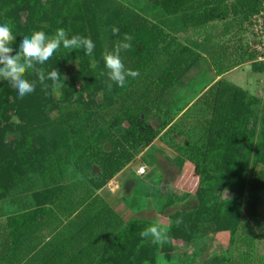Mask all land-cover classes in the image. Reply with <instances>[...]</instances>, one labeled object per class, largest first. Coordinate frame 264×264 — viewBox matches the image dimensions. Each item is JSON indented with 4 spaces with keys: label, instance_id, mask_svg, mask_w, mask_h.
Returning a JSON list of instances; mask_svg holds the SVG:
<instances>
[{
    "label": "trees",
    "instance_id": "obj_1",
    "mask_svg": "<svg viewBox=\"0 0 264 264\" xmlns=\"http://www.w3.org/2000/svg\"><path fill=\"white\" fill-rule=\"evenodd\" d=\"M147 2L166 16L181 15L187 29L205 28L241 13L246 20L261 7V0ZM3 23L10 24L16 37L12 47L17 49L23 36L34 31L53 35L58 28H64L69 37L91 38L95 47L88 56L83 49L61 46L43 65L37 64L46 72L56 68L63 79L65 64L77 62V71L64 79L58 95L51 89L45 94L31 70L25 78L37 81L36 88L23 99L0 80V202L20 185L30 191L31 198L27 211L8 218L1 215V264L29 259L27 264H156L159 254L171 259L173 241L189 245L205 231L227 232L230 242L236 239L253 247V226H258L257 206L264 190V111L255 140L258 99L219 78L230 71L224 66L229 44L223 42L208 55L219 79L193 103L199 115L192 116L194 125L186 144L175 147L177 163L190 180L188 191L196 195L198 206L173 215L167 228L171 241L160 246L140 237L149 222L133 220L123 227L122 218L97 192L162 130L170 133L176 128L163 99L200 61L196 41L182 44L146 16L107 0H0ZM113 26L119 28V37L113 35ZM124 33L134 39L132 49L122 52L121 58L126 68L140 75L129 77L124 87L114 84L109 92L99 75L107 71L103 53ZM237 42L235 54L241 60L235 66L246 61L244 56L255 57L248 43ZM255 65L261 69L264 62ZM259 69L253 67V71ZM100 93L103 103L97 101ZM112 103L118 107L116 115L103 120L102 106ZM53 111L61 116L50 120ZM226 190L235 197L220 200L219 194ZM178 217L183 218L179 226ZM43 223L54 225L47 242L39 239ZM205 264L226 263L212 257Z\"/></svg>",
    "mask_w": 264,
    "mask_h": 264
},
{
    "label": "rangeland",
    "instance_id": "obj_2",
    "mask_svg": "<svg viewBox=\"0 0 264 264\" xmlns=\"http://www.w3.org/2000/svg\"><path fill=\"white\" fill-rule=\"evenodd\" d=\"M234 0H227L231 3ZM110 5H126L140 13L151 21L162 26L166 31L176 36L182 44H188V40L196 41L197 52L200 53V61L187 73L182 81L164 96V107L170 111L171 119L176 124L173 132L161 131L149 146L142 148L133 163L122 173L112 179L110 188L105 187L101 194L109 197L108 202L114 206L115 212L122 218L125 227L133 220H144L149 226L159 223L161 227L168 228L172 223V217L179 211H194L198 206V198L194 193L188 191V176L177 163V145L186 144L187 134L194 125L193 115L198 114V108L192 106L197 98L205 91L218 77L211 66L208 55L213 53L223 42L229 44L230 57L224 60L225 68L230 71L225 73L223 80L228 84L238 85L246 90L249 95L258 99L255 106L256 111V137L260 130V117L264 111V65L258 67L252 60L244 56L246 61L239 66L234 62L241 60L236 56L235 46L237 41L248 43L252 40L250 31V19L254 14L264 8L261 0V7L250 17L244 20L243 13L236 17H227L225 20L216 21L205 28H185L182 16L169 17L159 11L147 0H107ZM104 34V33H103ZM259 69L260 71H253ZM78 69L76 61L72 60L63 67V76L66 78L74 74ZM105 77H101L104 82ZM105 84V83H104ZM59 94V90L55 92ZM109 98H112L111 96ZM97 101L103 103L102 93L98 94ZM190 107L189 110H186ZM118 107L114 103L104 104L100 116L103 120H112L116 115ZM202 116V113H200ZM61 116L58 111L50 114V120ZM154 127L158 126L157 121L151 120ZM45 126L46 123H42ZM127 126L126 124H124ZM50 127H47L49 130ZM180 133L177 134V133ZM163 133L165 135H163ZM169 139V140H168ZM173 143L171 147L168 143ZM167 142V144H166ZM140 166L146 168L142 177L135 176V171ZM123 170V169H122ZM23 189L14 188V195ZM104 189V188H103ZM12 193V194H13ZM17 196V195H16ZM220 200L235 197L233 191H223L219 194ZM259 222L253 226V247L248 248L235 239L230 242L227 232L215 234L207 232L198 234L193 243L186 245L183 241H173L174 248L171 252V259L166 260L159 254L156 264H183L193 260L197 264H205L212 257L224 261L226 264H264V190L261 200L257 206ZM125 229V228H124ZM240 231L238 230L237 233ZM120 237V235H118ZM28 261L21 264H27Z\"/></svg>",
    "mask_w": 264,
    "mask_h": 264
},
{
    "label": "clouds",
    "instance_id": "obj_3",
    "mask_svg": "<svg viewBox=\"0 0 264 264\" xmlns=\"http://www.w3.org/2000/svg\"><path fill=\"white\" fill-rule=\"evenodd\" d=\"M114 36L119 37V28L113 26L111 29ZM134 37L124 33L122 38L116 39L112 49L105 50L103 61L105 71L99 75L105 77L104 83L109 92L113 85L124 87L129 77L136 79L140 73L138 70L126 68L121 58V53L132 49ZM16 37L13 35L9 23L0 24V80L7 81L11 88L17 91L18 96L23 99L26 95L35 91L37 81H29L25 73L31 70L38 78L42 91L48 94L49 89L56 92L65 86L63 77L56 68L46 72L44 68L37 67L48 61L57 50L61 48L68 50L83 49L85 55L91 56L94 51V43L89 37L72 35L69 37L64 28H58L53 35H47L44 31H34L30 36H23L18 49L12 47ZM46 81H51L48 84ZM177 226L183 223V218L178 217ZM142 240L151 239L156 245L163 246L171 241L167 228L161 227L159 223L152 224L140 232Z\"/></svg>",
    "mask_w": 264,
    "mask_h": 264
},
{
    "label": "crops",
    "instance_id": "obj_4",
    "mask_svg": "<svg viewBox=\"0 0 264 264\" xmlns=\"http://www.w3.org/2000/svg\"><path fill=\"white\" fill-rule=\"evenodd\" d=\"M224 75H222L220 78H223ZM132 163L133 162H131L130 164H132ZM130 164L125 166L123 168V170L120 171L119 173H122L125 169H127ZM135 176L142 177L143 175H138L137 172L135 171ZM26 190L27 189L26 188L24 189V186H23V189L21 191L19 190V192L17 194L14 195V193L13 194L11 193L8 197H6L5 199H3L0 202V218H1V215H2V218H8L12 215L20 214L21 212L28 210V208L30 207L31 198L29 197L30 191L26 192ZM102 190H105V187H104V189L102 188V189L98 190L97 193L115 211L114 206L108 202V200H109L108 198H110L111 196L104 197L101 194ZM64 224L60 225L59 227L61 228V226H64ZM39 231H40V234L42 236V237H39V239L41 240L42 238H45L44 241L47 242L49 239H51L50 235L55 232L54 225L49 224V223H43L41 226V229H39ZM57 231H59V230H57ZM31 238H32V236H31ZM24 242L27 244V240H25ZM0 264H1V262H0Z\"/></svg>",
    "mask_w": 264,
    "mask_h": 264
},
{
    "label": "built area",
    "instance_id": "obj_5",
    "mask_svg": "<svg viewBox=\"0 0 264 264\" xmlns=\"http://www.w3.org/2000/svg\"><path fill=\"white\" fill-rule=\"evenodd\" d=\"M250 31L252 40L248 42V47L255 54L253 62L262 63L264 62V8L250 19ZM136 172L138 175H143L146 173V168L140 166ZM111 184L112 180L109 181L106 187L110 188Z\"/></svg>",
    "mask_w": 264,
    "mask_h": 264
}]
</instances>
